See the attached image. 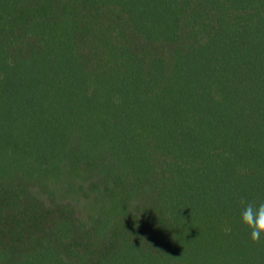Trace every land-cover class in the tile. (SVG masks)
I'll list each match as a JSON object with an SVG mask.
<instances>
[{"label":"trees","instance_id":"16d2710c","mask_svg":"<svg viewBox=\"0 0 264 264\" xmlns=\"http://www.w3.org/2000/svg\"><path fill=\"white\" fill-rule=\"evenodd\" d=\"M264 0H0V264H264Z\"/></svg>","mask_w":264,"mask_h":264},{"label":"clouds","instance_id":"9594fccd","mask_svg":"<svg viewBox=\"0 0 264 264\" xmlns=\"http://www.w3.org/2000/svg\"><path fill=\"white\" fill-rule=\"evenodd\" d=\"M242 222L250 230L251 239L259 243L264 237V203L256 206L255 203L241 201Z\"/></svg>","mask_w":264,"mask_h":264}]
</instances>
